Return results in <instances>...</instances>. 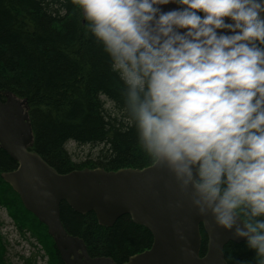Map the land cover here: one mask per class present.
I'll use <instances>...</instances> for the list:
<instances>
[{
  "label": "clouds",
  "instance_id": "9594fccd",
  "mask_svg": "<svg viewBox=\"0 0 264 264\" xmlns=\"http://www.w3.org/2000/svg\"><path fill=\"white\" fill-rule=\"evenodd\" d=\"M76 3L142 150L264 264V0Z\"/></svg>",
  "mask_w": 264,
  "mask_h": 264
},
{
  "label": "trees",
  "instance_id": "16d2710c",
  "mask_svg": "<svg viewBox=\"0 0 264 264\" xmlns=\"http://www.w3.org/2000/svg\"><path fill=\"white\" fill-rule=\"evenodd\" d=\"M87 23L76 0H0V101L6 94L25 101L33 135L29 149L58 173L147 167L154 160L138 143L123 83ZM69 144L87 147L90 153L77 162ZM15 167L0 149V210L23 239L39 246L29 257H21L22 262L63 264L46 227L1 178ZM60 219L68 235L82 240L91 258L123 264L152 244L147 229L127 215L102 227L92 212L76 213L63 202ZM2 226L0 220V264H10ZM200 236L202 256L207 238L201 227ZM223 255L226 264H256L254 250L245 242L227 243Z\"/></svg>",
  "mask_w": 264,
  "mask_h": 264
},
{
  "label": "water",
  "instance_id": "95a60500",
  "mask_svg": "<svg viewBox=\"0 0 264 264\" xmlns=\"http://www.w3.org/2000/svg\"><path fill=\"white\" fill-rule=\"evenodd\" d=\"M32 141L25 101L6 94L0 101V149L16 167L1 178L24 209L46 227L63 264H114L109 258H91L82 240L66 233L60 219L63 202L76 213L92 212L102 227L127 215L147 229L152 237L150 248L124 264H226L224 246L244 242L218 227L211 217L198 215L162 163L154 161L140 169L85 168L58 173L30 151ZM200 227L207 238L202 256Z\"/></svg>",
  "mask_w": 264,
  "mask_h": 264
},
{
  "label": "rangeland",
  "instance_id": "374dc122",
  "mask_svg": "<svg viewBox=\"0 0 264 264\" xmlns=\"http://www.w3.org/2000/svg\"><path fill=\"white\" fill-rule=\"evenodd\" d=\"M68 149L73 156V160L77 162L90 153L89 148H77L73 144H69ZM0 220L3 223L1 233L7 241L6 258L8 262L10 264H23L21 257H29L32 253L37 252V248H39V246L36 248L33 246V241L29 239L26 241L23 239L15 230L11 220L7 217L3 210H0ZM43 262L44 261L40 259L38 260V264H43Z\"/></svg>",
  "mask_w": 264,
  "mask_h": 264
},
{
  "label": "flooded vegetation",
  "instance_id": "af4514ba",
  "mask_svg": "<svg viewBox=\"0 0 264 264\" xmlns=\"http://www.w3.org/2000/svg\"><path fill=\"white\" fill-rule=\"evenodd\" d=\"M124 263H125V262H124ZM124 263H123V264H124Z\"/></svg>",
  "mask_w": 264,
  "mask_h": 264
}]
</instances>
